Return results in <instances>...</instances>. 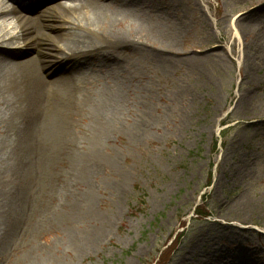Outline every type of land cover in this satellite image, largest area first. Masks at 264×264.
<instances>
[{"label": "rangeland", "instance_id": "1", "mask_svg": "<svg viewBox=\"0 0 264 264\" xmlns=\"http://www.w3.org/2000/svg\"><path fill=\"white\" fill-rule=\"evenodd\" d=\"M133 7L143 21L69 29L113 49L118 67L92 73L79 109L42 125L63 138L37 148L0 103V264H156L181 232L161 264H264V0ZM118 85L122 105L101 118Z\"/></svg>", "mask_w": 264, "mask_h": 264}, {"label": "bare ground", "instance_id": "2", "mask_svg": "<svg viewBox=\"0 0 264 264\" xmlns=\"http://www.w3.org/2000/svg\"><path fill=\"white\" fill-rule=\"evenodd\" d=\"M67 1L70 4L63 3V0H0V103L10 107L13 115L10 122L16 123L18 135L25 136L23 140L36 131L31 138L37 142V148L40 139L44 142L46 136L57 140L63 138L44 134L51 130L42 125H49L47 122H52L49 118L56 120L66 116L69 109H79L87 98L86 88L92 73L97 77V71L104 68L112 74L117 71L118 60L113 49H105L99 40L69 29L79 25L94 29L110 25L115 30L125 22L144 20L143 10L133 7L139 0ZM44 3L51 4V7L39 17H36L38 13L30 17L21 16V10L28 9L30 5L38 8ZM14 21L19 28L17 32L10 30ZM62 27L68 30L60 31ZM20 39L25 43L23 49L5 48ZM125 39L117 32L114 46L123 45ZM25 53L31 55L26 56ZM62 54H66L65 58L60 59ZM45 71L51 78L46 77ZM124 86L118 85L109 96L105 94L101 118L117 113L123 102ZM34 123L38 130H32ZM98 128L95 132L97 138L101 136V130L105 131L102 126ZM64 140L71 141L68 136ZM105 236L106 233L97 232L93 243L84 249L90 251ZM199 261V264L204 263L202 258Z\"/></svg>", "mask_w": 264, "mask_h": 264}, {"label": "trees", "instance_id": "3", "mask_svg": "<svg viewBox=\"0 0 264 264\" xmlns=\"http://www.w3.org/2000/svg\"><path fill=\"white\" fill-rule=\"evenodd\" d=\"M196 214L199 217H207V216H209L208 211L202 210V207H200V206L196 208ZM182 234H183L182 232L178 233L176 235L177 236L176 239ZM176 239L173 241V243H171L169 246L167 245L166 248L161 251L160 257L157 260L156 264H161V262L166 261V258H167L166 256L171 253L172 248H173V244L175 243Z\"/></svg>", "mask_w": 264, "mask_h": 264}]
</instances>
